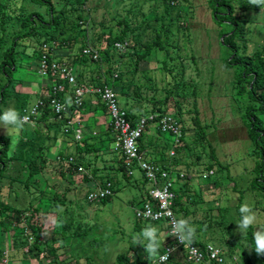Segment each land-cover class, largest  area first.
Segmentation results:
<instances>
[{"label": "trees", "instance_id": "obj_1", "mask_svg": "<svg viewBox=\"0 0 264 264\" xmlns=\"http://www.w3.org/2000/svg\"><path fill=\"white\" fill-rule=\"evenodd\" d=\"M89 1L90 0H0V74L8 78L7 83L2 84L0 87L2 97L0 104L6 101L8 89L14 83L13 73L17 72L20 64L17 57L20 55L19 46L21 42L24 39L30 42L34 37H39L38 45L40 49L36 52V58L41 60L42 57L46 55L51 63L57 62L62 66L67 65L71 68H79L81 71L78 76L76 73V78L78 84L81 86L111 87L117 94L121 107L127 112L128 119L133 124L139 122L144 117L157 115L158 121L162 117L172 116L181 125L184 122L180 100L192 98L194 110H192L191 113L195 115V117L192 118V125L194 127L193 133L196 138L202 139L205 137L207 127L201 122V112L199 109L201 70L198 64L193 63V73L189 76L187 67L183 66L186 61L189 59L194 60L195 58L191 56L194 55V48L189 37L191 28L187 23H183V25L177 22L179 23V28L177 31H173L172 28L176 23L169 21L167 25L164 24L165 19L171 17L168 11L169 7L175 9L181 8L180 3H182V5H187L188 0H181L182 2H180V0H160L161 5L159 6L162 7L163 13L160 14L161 16H158L160 10L154 8L153 19L161 24V28L158 29L154 40L140 46L138 43L141 37L140 32L143 31L145 27L148 29L150 26V22L137 24L136 21L141 14V8L137 13H135L133 9H129L128 13L131 16L123 17L122 19L116 14L112 15V22L115 23V27H120V30L115 31V27L111 26L109 32L100 33L98 36H95L100 42L106 44L102 52L105 60L103 61L104 64L101 63V65H99L102 60L101 54L99 61H94L84 54V50L88 48L93 49L92 46L95 41L94 38H90L89 35V25L92 19L91 9L88 8ZM226 1L228 0H210V8L213 11L214 20L221 24L224 23L222 26L228 28L227 32L221 31L219 36L222 37L221 44L231 50V55L225 58L224 65L227 69L235 70L236 72L235 84L237 88L235 99L239 106H242V122L247 129L248 138L254 148L252 157L255 166L252 170L253 175L249 186L251 191L261 196L264 202V46L252 52H249L246 48H241L240 41L242 39L244 22L241 19L242 17L235 14L237 7L233 5L234 0H231L229 5L225 4ZM28 5H34L38 8L37 10L30 11ZM42 9L46 10L48 18H46ZM86 11H88L87 15ZM221 13L224 14L222 15ZM95 25L96 23H94V26ZM14 26L19 27V30L10 33L9 29ZM225 34L227 35L225 36ZM181 38H183L182 42L180 41ZM118 43L128 44L127 52H124L122 55L125 57V60L130 61L131 70L126 71V69H122L120 67V60L115 59V52H119L116 47ZM158 50L165 53V59L162 60L161 66L151 70H143V63L152 57ZM60 51L70 52V55L65 56L62 54L58 56L55 54ZM89 60L91 63L88 65L87 62ZM175 64H177V66H174ZM47 79L53 84L64 85L66 91L71 95L72 87L61 77L60 73L49 70ZM151 93L152 96H150ZM121 98L124 99V103L120 101ZM172 98L175 101L174 109L168 106ZM36 99L38 101H45L43 113L40 118L37 119L39 125L43 124L44 129H52L55 133H58L60 135L59 137L65 142L72 138L73 124H70V121H74V117L78 115L81 121L87 120L86 118L90 112L89 104L84 101L82 106L69 107L66 113L58 116L51 107H49L50 99L47 96H35V98L28 97L26 99L22 106L21 118L23 117L24 110H30L34 105L31 104L33 102H38ZM98 111H104L108 114L106 107L100 101H97V105L93 110V112ZM0 115H2L1 110ZM181 127L182 138L181 143L177 144L180 146L176 147L177 154L185 149L187 150V148L188 150L191 149L183 143L186 138V128L182 125ZM34 132H38V129H34ZM155 132L158 139L164 138L160 137L162 134L156 126ZM114 134L115 137L112 138ZM146 135L147 134L142 136L140 140L139 149L141 152H143L144 149L143 140L147 139ZM59 137L55 136V138H53L52 141L54 144L58 141ZM106 137H108V139ZM94 140L95 142L93 143H91L90 138L79 142L76 141L75 143L71 142L72 140H70L69 143L67 142L68 148L70 149L69 155L57 156L56 160L60 159L61 162L56 170L64 179L70 174L83 176L85 183H87L89 187L87 188V195L85 196V200L88 204H106L111 201L113 196L107 197L100 202H89V193L96 191L97 187L106 188L108 184H112L111 189L117 194V185L121 181L117 183L114 182L115 176L121 174L122 177L128 181L132 176H130L126 170L125 158L120 151H118L119 155L117 157L116 166H112L116 169V174L115 172H101L102 169L100 167H94L91 172L93 180H90L88 173L83 174L80 172L78 170L80 166L86 168L83 162L85 154H91L97 160L109 154L112 145L117 141V132L114 127L110 125L103 135L95 136ZM10 141L8 136H0V179H4L7 176L11 171L13 162L17 160L14 156H10ZM29 141L33 140L29 138ZM29 141L25 142V144L29 143ZM166 143L168 142L166 141ZM80 145H82V147ZM208 146L211 152L209 154L206 153V161L201 165L207 170L209 177H213L220 171H224V169L228 170L229 168L221 164L211 144H208ZM41 149L43 148L41 147ZM71 149L73 151H71ZM191 150L194 151L193 154H195L197 149L192 148ZM31 151H33V149H31ZM40 151L38 155L32 153L26 158L23 157L24 159L19 160V162H23V169H28V175L22 182L18 180V183L31 193L33 186L35 187L38 181L36 176L42 173L40 163L49 160L48 155L43 153L44 150ZM77 156L81 159L79 162L76 159ZM71 158H74L73 162H71ZM154 164L158 165L156 163ZM166 166L165 164L162 167ZM172 166H174L173 163L171 164L170 171H172ZM217 166L219 169H217ZM20 172H22V169L18 172L19 179L21 177ZM88 172L90 171L88 170ZM211 172H214V174L211 175ZM113 174H115V176ZM178 177L186 184L191 185L193 183L190 175H179ZM227 179L231 180V175H228ZM220 182L221 181L217 179L214 180L212 184L218 186L221 185ZM142 183L144 184V181H142ZM176 185L178 186L179 184ZM237 187V184H235L234 188L237 189ZM70 191L71 188H67L63 192L54 191L53 194H49V192L43 190L38 192L37 196L34 197L37 202H35L36 200L32 201L26 208L11 205L0 199V231L9 233L11 238L10 249L14 253L20 252L34 259L45 255L46 261L43 262L44 264H82L83 259H85L87 264H99L92 254L84 257L79 254L80 250L77 249H80L82 245L70 248L71 251L74 249V251L77 252H70L72 254L69 261H58V250L54 247L57 243V239L54 236L53 238L46 239L45 226L41 225L37 227L31 222L30 218H27V215L32 209L33 212L39 214L43 205L46 207L49 206L50 211L56 214V221L61 227V230L57 231L60 238L73 241V243H78V241L87 239L92 234V226L89 221L85 220V215L82 212L76 211V202L70 197ZM142 195L143 204L150 202L151 199L148 197L144 187ZM243 197L244 195H240L239 205L236 207L239 223L242 219L240 207L243 204ZM261 210L264 213V203L262 204ZM231 212L232 210L230 207L205 202L204 196L200 192L194 194V197L191 198L189 195L187 196L186 193L178 191L176 213L179 219L187 220L189 225L195 228V236L191 244L200 249H206L214 242L213 238L203 239L207 237L210 232H215L216 230H228L231 232L234 230L235 223L232 220ZM136 218L137 222L134 225V232L131 238L136 237L149 225L157 228L159 224L158 227L160 228V232L157 233L160 243L158 260L154 261L149 257L144 260L132 258L133 246L127 244L117 255L116 260L111 264H163L160 262V258L164 254L165 248L173 242L169 234V228L165 222L145 221L139 219L137 216ZM161 232H164L165 236H160ZM255 234V226L252 224L246 229V235L244 236L248 250L247 252L243 251L241 253L243 258L242 263H238L233 258L234 253L232 251V260H229L227 263L225 260L224 263L220 264H264V255H257L255 252ZM32 238L33 240L31 241ZM234 239L235 238H229L228 240L223 238L216 243L223 248L227 245H233L238 249L233 241ZM221 251L225 259L224 252L222 249ZM64 255H67V252H65ZM14 256L12 255L11 257ZM8 257L10 258L1 242L0 264L8 260ZM165 264L191 263L188 262L185 253L178 250L170 261Z\"/></svg>", "mask_w": 264, "mask_h": 264}, {"label": "rangeland", "instance_id": "obj_2", "mask_svg": "<svg viewBox=\"0 0 264 264\" xmlns=\"http://www.w3.org/2000/svg\"><path fill=\"white\" fill-rule=\"evenodd\" d=\"M230 1H226L225 4L229 5ZM180 2L182 1L180 0ZM180 4L181 8L178 9L169 7L168 11L171 17L169 19L166 18L164 24L167 25L169 21L176 23L172 28L173 31L178 30L179 23H187L191 28L189 37L194 48V55L191 56L195 57L194 60L196 62L193 59H189L183 66L187 67L189 76L193 73V63L198 64L201 70L199 109L201 112V122L207 127L206 135L202 139L196 138L192 125V118L195 115L191 113L194 110L193 100L192 98L186 100L181 99L180 105L183 110L184 122L181 125L186 128V138L183 143L189 146V148H196L197 150L193 154L194 151L191 149L188 150L187 148V150L185 149L177 154L176 147L180 145L174 142L168 144L166 143L167 139L164 138L158 139L159 145L165 151L166 159L169 161L168 163H173L174 165L172 166V170H174V180L179 184V191L186 193L191 198L194 197V194L200 192L203 194L205 202H211L214 205L220 204L231 208V217L235 223L234 230L231 232L228 230H216L215 232H210L203 239L213 238L214 242L211 244L223 250L226 263L232 260V251L234 253L233 258L238 263H242L243 258L241 253L243 251L247 252L248 248L244 239L246 230L238 227L239 218L236 214V207L239 205L240 195H244L243 204L249 205L252 213L256 216V220L253 223L256 233L258 231L264 233V213L261 210L264 202L262 197L254 194L249 186L253 175L252 170L255 166L252 157L254 148L248 138L247 129L242 122V106H239L235 99L237 88L235 84L236 72L235 70L227 69L224 65V60L231 55V50L221 44L222 37L219 36L221 31L227 32L228 28L222 26L224 23L221 24L214 20L213 11L210 8V0H188L187 5ZM159 5H161L160 0H90L88 8L91 9L92 19L89 25V35L90 38H94L95 40L92 48L102 56L99 65L105 60L102 52L106 44L100 42L95 36H98L100 33L109 32L111 26L115 27V23L112 22V15L116 14L122 19L123 17L131 16L128 13L129 9H133L137 13L141 8V14L138 16L136 22L137 24L150 22V26L148 29L145 27L140 32L141 37L138 42L140 46L154 40L158 29L161 28V24L153 19L154 8L160 10L158 16H161L160 14L163 13V9ZM233 5L237 7L235 14L242 17L241 19L244 22L242 39L240 41L241 48H246L249 52H252L264 46V5H253L249 0H234ZM28 8L30 11H33L37 10L38 7L28 5ZM42 12L48 18L46 10ZM87 13L88 11H86V15ZM221 14L223 15L224 13ZM94 23H96L95 26ZM18 30L19 27L17 26L9 29L10 33L17 32ZM119 30L120 27H115V31ZM34 38L30 42L24 39L19 46L20 55L17 59L20 64L17 72L13 73L14 83L8 89L7 99L4 103L0 104L2 114L5 110L12 108L21 117L22 106L27 99L26 94H30L33 88H37L36 84H41L42 80H49L47 77L40 75L41 60L36 58V52L40 49L38 45L39 37ZM180 41L182 42L183 38ZM55 54L58 56L62 54L67 56L70 55V52L60 51ZM122 54L123 51L115 52V59L120 60V67L122 69H126V71L131 70L130 61L125 60ZM164 59L165 53L158 50L143 63L142 69L151 70L157 68L161 66V62ZM87 63L89 65L91 61L89 60ZM174 66H177V64ZM74 69L78 76L81 70L76 67ZM7 81L8 78L0 74V87L2 84L7 83ZM45 84H47L46 81ZM45 84H41L43 89L50 87ZM150 96H152V93ZM1 99L0 93V101ZM120 101L124 103V99L121 98ZM168 106L174 109L175 101L173 98L170 99ZM34 129H38V132H34ZM0 136H8L10 138V156H14L17 159L13 162L11 171L7 176L4 179H0L1 201L20 208H26L32 201L36 200L34 197L37 196L38 192L45 190L49 194H53L54 191L63 192L65 189L71 188L69 195L76 202V211L82 212L85 215V220L89 221L92 226L91 236L83 241H78V243H73L70 240H63L58 235L57 231H60L61 227L56 221V214L50 211L49 206L46 207L43 205L39 214L33 212V209L30 211L27 218H30L31 222L37 227L41 225L45 226V238L50 239L54 236L57 239L54 247L58 250V261H69L72 254L70 252H77L74 249L71 251L70 248L80 245L82 247L77 249L80 250L79 254L82 257L92 254L99 264L113 263L117 255L127 244L133 246L132 258L144 260L149 257L144 249L147 241L134 243V238H131L134 232V225L137 222L135 209L143 204L142 194L144 184L142 180H139L142 173L138 169L135 172V178H131L130 181H125L121 174H117L118 176L115 177L114 182L117 183L119 180L121 182L118 183L117 194L113 196L111 201L106 204H88L85 196L87 195V188L89 187L85 183L84 177L70 174L64 179L57 173L56 168L61 162L60 159L56 160L57 156L60 155L61 151H64V156L69 155L70 150L67 143L59 137L60 135L58 133H55L52 129H44L43 124L39 125V121L36 120L34 126L33 123H25L18 133L14 131L9 133L5 126L0 123ZM55 136L59 137V139L54 144L52 140ZM29 138L33 141H29ZM27 141L29 143L25 144ZM208 144H211L215 149L221 164L229 168L228 170L224 169V171H220L213 177H208L207 170L201 165L205 163L207 154L211 152ZM40 150H44L43 153L48 155L49 160L40 163L42 173L36 176L38 181L35 187L33 186L31 193L18 183V180L22 182L28 175V169H23V162H19V160L26 158L32 153L38 155L41 152ZM71 151L73 150L71 149ZM171 151L175 152L176 155L174 157H171ZM87 155L83 157V162L90 170L88 172L89 175H91L94 167L106 165H101L102 161L97 160L94 156L90 157ZM118 155L117 153L116 157ZM76 159L78 162L81 160L79 156ZM21 169L22 172H20L21 177L19 179L18 172ZM217 169H219L218 166ZM177 174L183 176L190 175L193 183L189 185L180 179L177 181ZM228 175H231V180L227 179ZM217 179L221 181V185L216 186L212 184ZM235 184L238 186L237 189L234 188ZM157 230V233H159L160 228L158 227ZM160 236H165V233L161 232ZM223 238L228 240L229 238H235L233 241L238 249L233 245H227L224 248L219 246L216 242ZM1 242L4 250L10 256L7 262L2 264H44L43 262L46 261L45 255L34 259L20 252L14 253L10 249L11 238L9 233L0 231ZM65 252H67V255H64ZM12 255L15 256L11 257ZM158 257L159 253L156 257L149 258L157 261ZM82 264H87L85 259H83Z\"/></svg>", "mask_w": 264, "mask_h": 264}, {"label": "built area", "instance_id": "obj_3", "mask_svg": "<svg viewBox=\"0 0 264 264\" xmlns=\"http://www.w3.org/2000/svg\"><path fill=\"white\" fill-rule=\"evenodd\" d=\"M116 47L124 53L128 48V44L118 43ZM84 54L94 61H99L101 57L97 51L91 48L84 50ZM49 70L60 73L61 77L72 87L71 100L68 101L67 95L70 94L66 91L65 86L52 85L47 97L50 99L49 107L56 115L61 116L66 113L69 107L82 106L84 101L89 104L92 103V100H97L106 107L111 119V125L117 132L116 150L123 154L126 170L130 176L133 177L137 169L142 173L144 188L151 199L150 202L135 209L136 216L145 221L165 222L169 228V234L173 242L165 248V252L161 256L164 259L160 258V262L163 264L169 262L179 250L185 253L188 262L191 264L224 263L225 259L220 248L210 245L206 249H200L192 244H183L173 233L174 223L180 220L176 213L178 186L169 168L150 162L146 158L145 153L139 149L142 136L147 133L151 126L158 127L160 133L165 137L171 138L175 144L181 143L182 127L180 123L172 116L162 117L158 121L157 115H151L133 124L128 119L127 112L121 107L118 96L111 87L81 86L77 82L74 68L67 65L62 66L57 62L51 63L49 58L44 55L41 59L40 75L47 77ZM44 108L45 101L39 100L30 110H24L22 119L27 118L24 123H34L40 118ZM70 124L74 125L75 123L70 121ZM174 155L175 153L172 152V156ZM73 161L74 158H71V162ZM78 170L83 174L88 173L82 167ZM210 174L213 175L214 172ZM89 179L93 180V176L89 175ZM111 188L112 184H108L106 188L97 187L96 191L89 193L88 201L100 202L107 197L115 196L116 194ZM4 262L6 263L7 260Z\"/></svg>", "mask_w": 264, "mask_h": 264}, {"label": "crops", "instance_id": "obj_4", "mask_svg": "<svg viewBox=\"0 0 264 264\" xmlns=\"http://www.w3.org/2000/svg\"><path fill=\"white\" fill-rule=\"evenodd\" d=\"M43 81L44 80H42L41 84L44 85L45 81H46L47 84H45V85H49L50 87L49 88L46 87L45 89H43L41 84H38V85L36 84L37 88H33L32 92L30 94H26L27 95L26 98H28V97H34L35 98V96H48L51 89H52L51 85L53 83L50 80H45L44 82ZM67 100L68 101L71 100V95H67ZM34 101H35V99H34ZM36 101H38V100L36 99ZM33 104H35V102H33L31 105H33ZM96 105H97V100H92V103H89L90 112L86 118L87 120L81 121L79 115L77 117H74V123L75 124L73 125L72 138H70L67 141L68 143L70 140H72L71 142L75 143L76 141L79 142V141L85 140L87 138H90L91 143H93V142H95L94 137L99 136V135H103L105 133V131L107 130V128L111 125V119H110L109 115L106 114L104 111L93 112ZM76 120H78V121H76ZM33 126H34V123H33ZM146 134H147L146 135L147 139L143 140V144H144L143 145L144 146L143 152L145 153L146 158L150 162L158 164V166H163L166 164L167 165L166 167L169 168V170H170L172 163H168L169 161L166 159L165 151L159 145V142H158L159 140H158L157 134L155 132V127L151 126L148 129ZM78 137H79V139H78ZM114 137H115V134L113 135L112 138H114ZM161 137H164V139H167L168 144L174 142L171 138L165 137L163 135H161ZM106 138L108 139V137H106ZM67 142H65V143H67ZM68 143H67V146H68ZM80 146L82 147V145H80ZM117 153H118V151L116 150V143H114L111 147V151L109 152V154L104 155V157H102V158L100 157V159H99L102 161L101 165L106 164L105 166H98L102 169L101 172H109V173L110 172H112V173L117 172L116 169L112 167L114 165L116 166V163L118 160V158L116 157ZM63 154H65L64 151L63 152L61 151L60 155H63ZM86 155L87 154H85V156ZM87 156L92 157L91 154L87 155ZM171 157H172V151H171ZM80 167L84 168V170L86 172H88V170H89V169H87V167L86 168L83 166H80ZM104 168H106V169H104ZM173 171L174 170H172L171 172H172L173 178H174ZM140 176L141 177L139 178V180H142V174ZM78 177H79V175H78ZM115 177H117V175ZM132 178L134 179L135 175ZM178 179H179V177L177 174V181H178ZM125 181H128V180H125ZM137 183H139V182L137 181ZM92 184L95 185L94 183H92ZM157 228H158V226H157Z\"/></svg>", "mask_w": 264, "mask_h": 264}, {"label": "clouds", "instance_id": "obj_5", "mask_svg": "<svg viewBox=\"0 0 264 264\" xmlns=\"http://www.w3.org/2000/svg\"><path fill=\"white\" fill-rule=\"evenodd\" d=\"M253 5H264V0H249ZM27 118H21L19 113L12 108H9L0 115V123H2L9 133L19 132L23 128L24 121ZM9 126H11L9 128ZM240 213L242 214V219L238 225L240 229L246 230L250 225L256 220V216L252 213L251 208L247 204H243L240 207ZM157 228L149 225L144 228L140 234L134 237V243H143L147 241L144 245L145 251L149 254L150 258L156 257L158 255V249L160 243L157 237ZM173 233L183 244L190 245L193 242L195 236V228L190 226L187 220L180 219L176 221L173 226ZM255 252L257 255H264V233L257 232L255 234ZM164 259V258H161Z\"/></svg>", "mask_w": 264, "mask_h": 264}]
</instances>
